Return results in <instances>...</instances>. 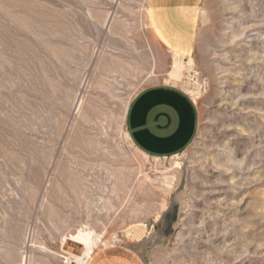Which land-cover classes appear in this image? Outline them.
<instances>
[{
    "label": "rangeland",
    "instance_id": "rangeland-1",
    "mask_svg": "<svg viewBox=\"0 0 264 264\" xmlns=\"http://www.w3.org/2000/svg\"><path fill=\"white\" fill-rule=\"evenodd\" d=\"M148 0H0V264H264V0H204L195 51ZM167 84L187 151L140 153L126 114Z\"/></svg>",
    "mask_w": 264,
    "mask_h": 264
},
{
    "label": "crops",
    "instance_id": "crops-1",
    "mask_svg": "<svg viewBox=\"0 0 264 264\" xmlns=\"http://www.w3.org/2000/svg\"><path fill=\"white\" fill-rule=\"evenodd\" d=\"M204 0H148V20L157 40L172 54L195 51ZM200 112L182 88L159 84L142 89L130 102L126 127L144 156L169 159L189 149L198 134ZM87 264H132L128 257L94 254Z\"/></svg>",
    "mask_w": 264,
    "mask_h": 264
},
{
    "label": "built area",
    "instance_id": "built-area-1",
    "mask_svg": "<svg viewBox=\"0 0 264 264\" xmlns=\"http://www.w3.org/2000/svg\"><path fill=\"white\" fill-rule=\"evenodd\" d=\"M82 260L85 264H87L90 260V257H83Z\"/></svg>",
    "mask_w": 264,
    "mask_h": 264
},
{
    "label": "bare ground",
    "instance_id": "bare-ground-1",
    "mask_svg": "<svg viewBox=\"0 0 264 264\" xmlns=\"http://www.w3.org/2000/svg\"><path fill=\"white\" fill-rule=\"evenodd\" d=\"M188 93H189V92H188ZM190 95H191V94H190ZM86 257H89V256L87 255ZM21 262H22V264H27V263H28L26 258H24ZM83 264H85V263L83 262Z\"/></svg>",
    "mask_w": 264,
    "mask_h": 264
}]
</instances>
